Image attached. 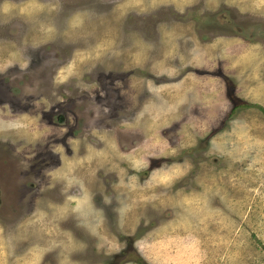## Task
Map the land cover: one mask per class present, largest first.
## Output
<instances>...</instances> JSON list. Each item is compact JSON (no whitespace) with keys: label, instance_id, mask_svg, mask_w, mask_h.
I'll return each instance as SVG.
<instances>
[{"label":"rangeland","instance_id":"374dc122","mask_svg":"<svg viewBox=\"0 0 264 264\" xmlns=\"http://www.w3.org/2000/svg\"><path fill=\"white\" fill-rule=\"evenodd\" d=\"M199 1L153 0L154 9L176 7L145 17V0L122 2V13L111 9L113 0H70L61 17L66 0H0V68L22 65L28 46L17 40L27 27L26 41L34 46L62 33L77 47L73 64L53 83L57 88L73 79L75 89L97 93L105 78L94 65L113 69L121 59L126 70L119 78L107 68V84L116 79L121 89L120 103L106 111L118 116L110 122L88 124L86 96L76 99L77 116L68 123L44 118L49 103L42 93L26 112H15L18 103L0 104V264H264V112L240 105L264 107L263 32L253 30L256 40L230 37L236 30L224 24L229 37L203 43L190 20L218 0L187 8ZM256 3L264 13V0ZM135 8L136 16H126ZM176 8L191 10L180 17ZM128 19L137 20L136 28H126ZM87 62L89 74L88 67L76 71ZM71 122L77 140L69 136ZM89 150L121 160L114 163L117 176L106 167L99 178L120 193V234L107 228L105 216L107 226L99 214L84 212L86 192L94 185L98 191L96 168L87 173L90 182L76 184L84 175L70 166ZM59 159L69 165L62 191H75L71 198L51 195Z\"/></svg>","mask_w":264,"mask_h":264},{"label":"flooded vegetation","instance_id":"af4514ba","mask_svg":"<svg viewBox=\"0 0 264 264\" xmlns=\"http://www.w3.org/2000/svg\"><path fill=\"white\" fill-rule=\"evenodd\" d=\"M126 0H113L111 9H114L116 11H120L122 13L123 6L122 2L124 3ZM131 1V0H130ZM204 4L206 3V0H202ZM199 1V3H196L195 5H188L193 6L195 8H198L200 6H203V2ZM88 2V0H87ZM150 2V3H149ZM246 2V3H245ZM244 3L239 2V0L235 1H229V3H226V0H218V4L216 7H207L203 8V12L197 14L198 19L193 17L192 21L194 25L197 26L196 35H198L200 41H203V43L208 40L209 35L211 33H214L216 30H223L225 28L224 24L229 25V27L235 29V30H246L248 34H253V30H257L261 28L260 25L253 26L251 28H245L246 20L243 19L242 16H245L247 14H253L256 16L263 15L264 13L261 12V10H258L254 7V4L256 3V0H246ZM69 3L70 0H66L65 5H61L60 8H63L61 17L67 16L69 14ZM105 3V2H104ZM169 4H172L174 7V3H168L164 5H159L157 9H154L153 0H145V7L146 11L144 12V16L148 17L153 14H155V11L159 10L160 8H167L169 7ZM248 5V8L245 10L241 9L240 5ZM108 5V3H106ZM224 5H229V9H221ZM72 6H75V4H72ZM69 7V8H66ZM136 7V6H135ZM73 7H71V10ZM188 10H191L189 8ZM188 10H186L185 13H181L177 8L175 9V13H177L178 16H184L185 14H188ZM217 11V13H216ZM239 11V13H238ZM160 17L164 16V10L160 11ZM209 12H213L210 15L207 14ZM138 14V9L135 8V10H130L128 15L126 16H136ZM125 16V18H126ZM120 19V18H119ZM134 22V23H133ZM136 22L137 20L128 19L127 24H125L126 28H136ZM25 23V22H24ZM209 27V29L207 28ZM144 28L148 29L147 26L144 25ZM200 29V31H199ZM228 29V28H227ZM27 27L24 29V33L20 36V39L17 40V33H10V39L16 38L19 45L20 42L24 44L27 48H22L23 53L21 55V64H11L7 66L5 69L0 68V104H6V105H17L16 113L26 112L29 111V109H32V105L36 103V95L37 93H42V97L49 103V108L46 112V110L42 113L44 118H49L53 123H68L70 120V116H73L75 118V111H74V103L77 98L86 96L87 99V106L85 109H83L86 114H83L84 118H89L90 123L94 121L95 119H104L102 121H111V116L114 119H117V115L115 113L110 114L106 117L108 114L106 111L109 110H115V105L120 103L121 101V89L120 86L117 85V80L112 79V82H110V85L107 84L108 77L106 79L107 71H113L115 74L119 73V78L122 76L121 72H125L126 70L123 69L125 67H122L124 65V61L121 59L119 60L118 64H115L113 69H110L106 63H98L94 65V70L101 72V76L105 78V84L100 86V90L97 93H91L90 91H82L78 88L76 84H73V79H71L70 83L61 85L59 88L54 86V82L56 81V77L59 75V71L64 65L73 64V60L75 57V49L77 48L75 46V43L73 41H67L63 38V34L61 33V36L56 37V39H50L49 41H44L40 39L38 42V45L34 46L33 42L26 41V38L28 37L29 40L31 38L29 36H25ZM47 33V32H46ZM53 34V33H52ZM52 34H50L52 36ZM223 35V34H222ZM9 35H3L1 34V38L7 39ZM33 37V36H32ZM153 37V36H152ZM34 38V37H33ZM35 39V38H34ZM61 40V42H65V45L59 44L57 41ZM25 41V42H23ZM163 42V41H162ZM26 43V44H25ZM31 43V44H30ZM59 44V45H58ZM39 46V47H38ZM60 46V47H59ZM69 48V51L71 50V53L69 54L70 57H68V53L63 50V48ZM18 48V47H17ZM103 48H106L103 46ZM39 51V53H38ZM68 51V50H67ZM1 56V54H0ZM105 56V53H104ZM109 57V56H108ZM116 60H114V63ZM175 62H180L179 57H175ZM110 65H113V63H110ZM1 67L3 66V63H0ZM101 65V66H99ZM17 66V67H13ZM89 66H91L88 62L87 64H80V66L76 69V71L80 72L81 69H84L88 67V74L91 72V69H89ZM99 66V67H98ZM92 68V70H93ZM108 68V69H107ZM188 69V68H187ZM189 69H196L194 65H192V68ZM186 70V69H185ZM84 72V71H83ZM81 72V73H83ZM86 73V72H85ZM171 77H166V82L171 81ZM87 83H90L87 81ZM118 86V87H117ZM41 97V96H40ZM90 99H93L91 101ZM22 101V102H21ZM21 104H27L28 106L21 105ZM71 127L75 129L76 132H72V128H69L68 131L70 132L69 136L73 137V139L77 140L79 139L77 130L78 128L74 127V123H70ZM106 127V126H105ZM104 128V127H103ZM103 128H95L97 131H102ZM83 129H87V125L84 124ZM113 128L108 127L106 130H112ZM87 131V130H86ZM96 144H92V146H95ZM68 155L70 157L75 156V152L73 151V147L67 146ZM108 154L107 158L99 159L97 156V153L91 154V151H82L79 153V157L82 159V161L77 160L75 163H73L70 167L74 170H78L77 173H81L84 175L83 178H79L76 180V184H78L81 180H87L90 182V178L88 177L87 173L91 171V173H94V168H96V174L94 178V181H97L98 184V191H94V187H92V190L86 192V203L84 205L85 209L84 212L88 213L89 215H96L95 213L99 214L101 217V222L104 224L103 216H105L107 221V228L110 230H115L119 234L121 233V229L119 227L120 222V215H121V198L120 193L117 191V188L112 187L111 184L108 185V188L104 187L101 184V181L99 178L101 177V174L104 171V168L108 167L111 171L114 172V176H117L116 173L117 170H119L118 165H114V163L121 160H117V158L114 156L111 159H108L110 156V153L114 154V152L111 151H104ZM45 162V161H44ZM71 162V161H70ZM81 163V164H79ZM102 164V165H101ZM131 164V163H130ZM69 165L65 164V161H60L59 164H56L52 170L56 169V172L58 171L57 175L54 176V183H55V192L51 193L55 198L57 199H64L66 195L71 198V196L76 193L74 192H68L64 193L62 189L64 188V184L68 183L71 177H67L64 175V173L68 170ZM131 168V167H130ZM93 175V174H92ZM77 176V175H76ZM106 176V177H110ZM95 184V183H94ZM57 190V191H56ZM60 190V191H59ZM93 191V192H92ZM80 192V191H78ZM92 192V196L91 195ZM97 197V199L95 198ZM37 201L42 199V193L39 192L36 196ZM52 197V196H51ZM91 198V199H90ZM36 205V204H35ZM80 213V212H78ZM117 223H115V220ZM97 219V218H96ZM92 223V222H91ZM93 224V223H92ZM88 230L92 233V237L95 238L96 234L94 233V228L92 226H88ZM121 236V235H120Z\"/></svg>","mask_w":264,"mask_h":264},{"label":"water","instance_id":"95a60500","mask_svg":"<svg viewBox=\"0 0 264 264\" xmlns=\"http://www.w3.org/2000/svg\"><path fill=\"white\" fill-rule=\"evenodd\" d=\"M223 9H229V6H226ZM210 14H211V12H210ZM242 17H243L244 20H246L245 28H249L250 26H255V25L256 26H258V25L261 26L260 29L257 28V32L259 30H262L261 32H263V33H262V35L260 33V35H261L260 38H261V40H264V16L245 15V16H242ZM222 34L229 36V27L226 30H216V31H214V33H211L209 35V38H208V40H206V42L213 41L216 36H222ZM230 34H232L231 36H240V37H243V38L246 37L249 40H256V37H254L253 34H251V35L248 34L246 30L238 29L236 31H233V33H230ZM17 185H18V187H16ZM16 186H14L12 188L14 190L18 189L19 188V183L16 184ZM12 192H14V191H12Z\"/></svg>","mask_w":264,"mask_h":264},{"label":"crops","instance_id":"0c3cea01","mask_svg":"<svg viewBox=\"0 0 264 264\" xmlns=\"http://www.w3.org/2000/svg\"><path fill=\"white\" fill-rule=\"evenodd\" d=\"M258 1H260V0H256V2H258ZM255 5H258V4L255 3L254 6H255ZM258 6H259V5H258ZM259 10H260V9H259ZM261 12H263V11L261 10ZM247 15H253V14H247ZM255 16H256V15H255ZM260 16H264V14H263V15L261 14ZM223 36H225V37H229V36H227V35H222V36H216L215 39L218 38V37H223ZM230 37H235V36H230ZM235 38H236V37H235ZM239 38H240V37H239ZM215 39H214V40H215ZM242 39H243V38H242ZM204 43H211V41H209V42H206V41H205ZM170 80H171V79H170ZM105 240H106V239H105Z\"/></svg>","mask_w":264,"mask_h":264},{"label":"trees","instance_id":"16d2710c","mask_svg":"<svg viewBox=\"0 0 264 264\" xmlns=\"http://www.w3.org/2000/svg\"><path fill=\"white\" fill-rule=\"evenodd\" d=\"M242 105V107H251V106H255V107H258L260 110H262L264 112V107H262L261 105H251L249 103H242L240 104Z\"/></svg>","mask_w":264,"mask_h":264}]
</instances>
